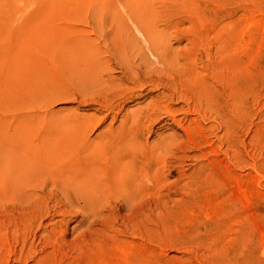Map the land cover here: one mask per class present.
I'll return each instance as SVG.
<instances>
[{
	"label": "rangeland",
	"instance_id": "rangeland-1",
	"mask_svg": "<svg viewBox=\"0 0 264 264\" xmlns=\"http://www.w3.org/2000/svg\"><path fill=\"white\" fill-rule=\"evenodd\" d=\"M152 3L169 6L173 16L174 6H178L180 26L189 30L187 19L194 20L197 35H203L201 42L206 40L207 47L200 49L205 53L194 64L186 52L189 41L178 39L180 36L170 29L174 32L169 41L179 52L178 60L166 66L159 63L163 69L160 75L142 76L136 85L142 86L139 92L146 96L126 99L125 108L132 110L156 97L162 87L154 85L172 79L176 91L192 90L198 92L196 97L201 96L200 82L207 79L211 87L207 90L212 92L217 109L211 113L207 109L205 117L179 97L160 99L163 106L187 108L184 127L207 128L202 136L203 151L188 148L180 169L172 163L170 171L148 186L149 201L143 206L150 215L151 229L145 228L144 212L118 211L119 202L113 199L109 205L93 208L67 206L58 210L50 204L47 210H23V205L3 189L4 181L0 182V264H264V0ZM104 4L105 0H0V84L5 89L0 94V121L4 126L12 127L14 115L23 110L27 115L37 114L32 119L34 126L28 125L36 131L50 123V114H54L66 119L59 126L61 137L64 131H72L71 123L83 127L88 115L107 113L105 92L101 93L105 89L84 92L80 70L89 61L96 62L90 59L91 53L100 57L108 54V40L99 33L108 28L91 18L93 9L99 11ZM161 19L171 20L168 16ZM232 28L235 31L231 34ZM221 36L225 41L217 44ZM216 46H220L218 51ZM209 47L213 49L209 51ZM66 57L76 64L74 71L68 70L63 61ZM111 63L115 65L112 59ZM194 65L199 70L196 77L188 75ZM117 70L113 74L119 76ZM234 99L237 109L231 105ZM194 101L195 97L190 104ZM202 103L204 108L210 106L204 99ZM183 112L177 111L176 117L184 116ZM167 115L163 108L156 118ZM230 118L233 128L227 131L235 140L223 153L219 137L226 127L223 121ZM110 123L111 115L88 134L94 136ZM150 123L148 142L159 141L158 133L173 134L177 139L164 156L173 160L180 155L182 148L176 156L169 152L182 147L192 131L177 126L165 129L154 120L146 122ZM213 148L216 153L211 152ZM195 153L200 157L194 158ZM96 212L104 213L93 218ZM126 225H134L135 234ZM119 228L132 245L110 246L108 237ZM129 249L141 252L139 261L129 257L124 262Z\"/></svg>",
	"mask_w": 264,
	"mask_h": 264
},
{
	"label": "bare ground",
	"instance_id": "bare-ground-1",
	"mask_svg": "<svg viewBox=\"0 0 264 264\" xmlns=\"http://www.w3.org/2000/svg\"><path fill=\"white\" fill-rule=\"evenodd\" d=\"M168 8L167 5L153 4L152 0H105L99 11L95 12L93 9L91 18L94 23L102 28H108L99 33L104 40H108L110 47L106 57L91 53L90 59L96 62L89 61L80 68L81 80L84 92L100 93L105 89L101 93L105 92L103 105L107 113L101 116L88 115L84 119L83 127L79 124L76 126L75 122L71 123L72 131H64L61 137L59 126L66 123V119L59 115L50 114V123L48 121L47 125L36 131L31 130L32 127L28 125L31 123L34 126L32 119L36 118L37 114L27 115L23 110L14 115V124L12 127L9 126L11 132L4 126L3 121H0V182L4 181L3 189L8 190L12 199L23 205L21 209L47 210L50 204L58 210L67 206L93 208L97 204L109 205L107 202L113 199L119 202L116 209L118 211L125 209L129 210L128 212H144L147 220L145 228L151 229L150 215L143 206L144 202L149 201L148 186L157 183L160 174L163 177L165 171H170L172 163L176 162L175 168L180 169L188 156L186 154L188 148L202 152V136L207 129L201 128L202 125L194 130H190L189 125L184 127L187 108L181 106L175 109L168 104L163 106L160 99L181 98L186 105L192 107V111L202 117L208 114L207 109L209 113L217 109L213 103L212 92L207 90L211 89L207 79L200 82L203 90L201 96L196 97L198 92L192 90L189 93L185 89L176 91V82L172 79L166 81V84L154 85L162 87L156 97H150L147 102L132 110L125 108L126 99L133 100L146 96V93L144 95L139 92L142 86L136 85L140 83L142 76L160 75L163 69L158 67L159 63L166 66L178 60L176 55L179 52L169 41L172 32L175 31L180 36L178 39L186 38L189 41L186 52H190L188 54L193 58L194 64L201 60L205 53L200 49L207 47L206 40L201 42L204 37L197 35L194 20L187 19L189 23L187 30L180 26L177 17L179 7L174 6L176 9L174 16L171 15L172 10H167ZM161 14L163 15L158 21L155 16ZM163 16H168L171 20L164 22V19H161ZM172 28L174 31L170 30ZM234 31L232 28L229 33L232 34ZM225 38L221 36L217 44H222ZM212 49L209 47V51ZM214 49L218 51L220 46ZM69 57L63 61L68 70L70 67L74 71L76 64L71 63ZM111 59L115 65H112ZM116 67L119 69L117 70L120 72L119 76L113 74ZM198 74L196 65L191 66L188 75L196 77ZM2 89L5 90L0 84V94ZM166 89L169 90V94ZM192 94L195 101L190 104L194 98ZM203 99L210 105L209 107H203ZM231 105L237 109V100H232ZM163 108L168 113L167 117L156 118L157 111ZM180 110H183L185 115L177 118L176 112ZM109 115L110 125L94 136L88 134V131L97 128ZM69 119L75 121L77 118ZM152 120L160 123V127L165 129H174V126H177L192 131L188 133V141L182 147L169 152L171 156H176V152L182 148L181 154L173 160L164 154L169 151L177 137L173 134L165 136L158 133L159 141L155 138V141L149 143L152 127L151 123L147 125L146 122ZM116 121L115 127H109ZM194 121L199 122L197 119ZM223 124L226 127L219 140L221 149L224 148L223 153H227L235 140L234 134L227 131L228 128L230 131L233 128L232 119L226 122L224 120ZM211 152L216 153V148ZM193 157L199 158L200 155L195 153ZM201 167L202 164L199 168ZM221 167L224 169L223 158ZM242 183L245 186L246 180ZM147 205V210L150 211V205L148 203ZM112 211L114 213L113 208ZM102 213L96 212L93 218ZM108 216L111 217V214ZM125 228L131 234H135L134 225H126ZM108 239L110 246L115 248H121L125 244L132 245L121 228L114 231ZM129 252L130 255L124 262L129 257H133L134 262L140 260V251L129 249Z\"/></svg>",
	"mask_w": 264,
	"mask_h": 264
}]
</instances>
